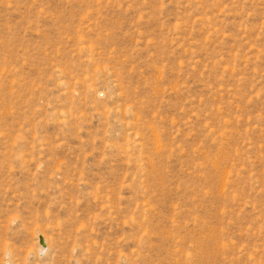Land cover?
Here are the masks:
<instances>
[{
	"label": "rangeland",
	"instance_id": "374dc122",
	"mask_svg": "<svg viewBox=\"0 0 264 264\" xmlns=\"http://www.w3.org/2000/svg\"><path fill=\"white\" fill-rule=\"evenodd\" d=\"M4 263L264 264V0H0Z\"/></svg>",
	"mask_w": 264,
	"mask_h": 264
},
{
	"label": "bare ground",
	"instance_id": "6f19581e",
	"mask_svg": "<svg viewBox=\"0 0 264 264\" xmlns=\"http://www.w3.org/2000/svg\"><path fill=\"white\" fill-rule=\"evenodd\" d=\"M38 239L40 240V243L38 244V251H39L43 249L46 244H45V240L42 238L41 235H38ZM4 264H9V263H4Z\"/></svg>",
	"mask_w": 264,
	"mask_h": 264
}]
</instances>
